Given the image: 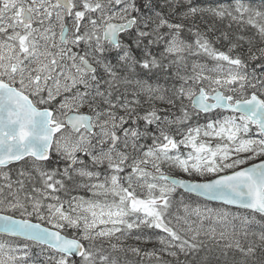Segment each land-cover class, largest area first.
<instances>
[{
	"label": "snow or ice",
	"instance_id": "1",
	"mask_svg": "<svg viewBox=\"0 0 264 264\" xmlns=\"http://www.w3.org/2000/svg\"><path fill=\"white\" fill-rule=\"evenodd\" d=\"M0 264H264V0H0Z\"/></svg>",
	"mask_w": 264,
	"mask_h": 264
},
{
	"label": "trees",
	"instance_id": "2",
	"mask_svg": "<svg viewBox=\"0 0 264 264\" xmlns=\"http://www.w3.org/2000/svg\"><path fill=\"white\" fill-rule=\"evenodd\" d=\"M202 2H205V3H206V2H209V0H202ZM149 247H150V246H149Z\"/></svg>",
	"mask_w": 264,
	"mask_h": 264
},
{
	"label": "water",
	"instance_id": "3",
	"mask_svg": "<svg viewBox=\"0 0 264 264\" xmlns=\"http://www.w3.org/2000/svg\"><path fill=\"white\" fill-rule=\"evenodd\" d=\"M213 203H215V202H213Z\"/></svg>",
	"mask_w": 264,
	"mask_h": 264
}]
</instances>
